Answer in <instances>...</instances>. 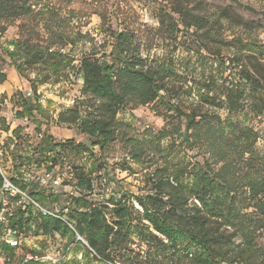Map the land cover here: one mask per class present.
I'll list each match as a JSON object with an SVG mask.
<instances>
[{
    "label": "trees",
    "instance_id": "trees-1",
    "mask_svg": "<svg viewBox=\"0 0 264 264\" xmlns=\"http://www.w3.org/2000/svg\"><path fill=\"white\" fill-rule=\"evenodd\" d=\"M33 1L0 0V19L33 15ZM196 3L200 9L202 2ZM166 13L173 35L195 29L198 41L219 24L178 0ZM221 15L228 18L224 10ZM44 30L50 43L46 48L30 39L20 42L26 49L24 63L49 66L42 83L51 79L58 83L71 70H77L83 79L81 98L61 110L56 122L76 127L94 147H103L121 136L135 145L137 139L127 135L131 126L119 119V113L127 106L162 107L165 124L152 141L164 162L146 173L149 188L145 194H125L103 202L89 199L93 191L91 173L75 167L73 177L79 195L72 196L62 209L63 219L38 211L34 214L28 205L11 217V225L22 228L36 219L37 230L45 235H71L75 240L80 235L87 244L77 242L98 264H264V243L259 241L264 237V152L257 148L259 134L252 126L228 122L217 110L225 109L228 115L246 107L256 114L264 112V62L254 54L232 58L222 78L211 77L199 84L198 100L187 106L179 100V90L184 86H177L173 64L150 63L148 56L141 55L133 33L109 30L111 50H104L100 56L96 50L84 53L76 66L68 54L52 49L56 44H75L73 38L47 23ZM77 36L85 38L81 33ZM202 48L209 51L206 44ZM6 78L0 72V84ZM193 89L191 86L188 92ZM33 105L23 99L29 111L26 115L40 121L33 115ZM205 106L217 109L204 110ZM25 110L18 111L17 117L23 118ZM176 136L182 137L189 149L198 150L195 160L175 162L167 156L168 150L161 143ZM43 139L48 151L65 148V143H56L48 135ZM76 147L88 149L82 143ZM143 149L132 150L131 157L145 163ZM11 180L27 191L18 179ZM2 183L0 174V187ZM30 195L39 203L59 202L52 192ZM4 249L14 255L12 247L5 245ZM27 264L43 263L31 260Z\"/></svg>",
    "mask_w": 264,
    "mask_h": 264
},
{
    "label": "rangeland",
    "instance_id": "rangeland-1",
    "mask_svg": "<svg viewBox=\"0 0 264 264\" xmlns=\"http://www.w3.org/2000/svg\"><path fill=\"white\" fill-rule=\"evenodd\" d=\"M173 1L177 0H34L33 15L0 19V72L7 77L0 84V148L5 154L2 168L8 179L15 178L26 185L28 194L40 191L56 194L59 202H43L45 208L61 212L72 196L79 195L73 177L75 167L91 173L93 191L89 199L93 202L125 194H145L149 188L146 173L164 162L157 154L152 137L165 124L162 107L156 108L153 104L127 106L119 113V119L131 126L127 135L137 142L130 145L121 136L103 147L92 146L89 137L76 127L58 124V113L81 98L83 79L77 70H71L58 83L52 79L42 83L49 66L24 63L26 49L21 41L30 39L43 48L50 45L49 35L44 30L46 23L73 38L75 44H56L52 49L68 54L76 66L84 53L96 50L100 56L104 50H111L109 30L133 33L141 55L148 56L150 63L173 64L176 84L184 86L179 90V100L187 106L198 100L199 84L211 77L222 78L232 58L254 54L264 62V0H178L195 12L205 14L213 24L219 22L209 31L210 35L204 33L199 41L193 34L195 29L178 35L170 32L166 12H171ZM196 1L202 2L200 9ZM222 10L227 12L228 18H222ZM173 17L176 19L178 15ZM180 28L183 30L182 26ZM79 33L85 38L80 39ZM218 38L223 43L218 42ZM202 44H206L209 51L203 49ZM210 50L219 55L211 54ZM191 86L194 89L190 94ZM24 98L33 102V115L40 121L26 115L29 111L23 106ZM203 109L213 111L217 108L205 106ZM21 110H25V116L18 118L17 112ZM217 110L228 122L254 127L259 134L257 148L264 152V112L256 114L246 107L228 115L225 109ZM18 127L19 131L14 132ZM44 135L52 137L56 143H65V148L44 149ZM182 139L168 137L161 146L175 162H191L198 150L189 149ZM69 140L73 143L69 144ZM173 140L175 145H172ZM78 143L88 149L76 147ZM140 147L144 148L145 163L130 155ZM11 208L17 214L20 209L24 210L25 202L13 201ZM37 222L35 219L25 227L26 239L16 260L32 253L54 256L59 260L57 264H98L73 236L45 235L37 230ZM259 241L264 243V237Z\"/></svg>",
    "mask_w": 264,
    "mask_h": 264
},
{
    "label": "built area",
    "instance_id": "built-area-1",
    "mask_svg": "<svg viewBox=\"0 0 264 264\" xmlns=\"http://www.w3.org/2000/svg\"><path fill=\"white\" fill-rule=\"evenodd\" d=\"M5 157L4 151L0 148V174L3 177V183L0 187V264H27L29 261L34 260L46 263L57 264L59 261L54 256L48 254H32L26 253L21 258H17L18 250L23 248L25 241V227L20 228L19 226L11 225V217L14 216V212L11 208V203L18 198L17 201L25 202V208L31 205L34 214L38 211L43 215H51L59 219H63L61 212L52 211L43 206L42 203L37 202L27 191L21 189L20 186L16 185L11 179H8L2 168V162ZM24 208V210H25ZM29 214L26 215L28 218ZM33 220L30 219V224ZM77 239L84 241V238L77 235ZM87 244V243H86ZM7 245L14 249V255L10 256L6 253L4 246Z\"/></svg>",
    "mask_w": 264,
    "mask_h": 264
},
{
    "label": "water",
    "instance_id": "water-1",
    "mask_svg": "<svg viewBox=\"0 0 264 264\" xmlns=\"http://www.w3.org/2000/svg\"><path fill=\"white\" fill-rule=\"evenodd\" d=\"M85 243H86V241H85Z\"/></svg>",
    "mask_w": 264,
    "mask_h": 264
}]
</instances>
